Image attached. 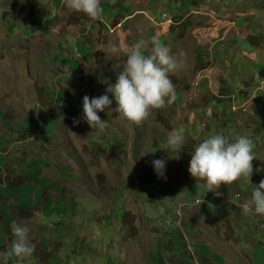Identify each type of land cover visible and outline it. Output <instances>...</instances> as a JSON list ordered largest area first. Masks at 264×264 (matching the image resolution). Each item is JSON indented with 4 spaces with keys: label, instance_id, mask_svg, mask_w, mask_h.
I'll list each match as a JSON object with an SVG mask.
<instances>
[{
    "label": "rangeland",
    "instance_id": "374dc122",
    "mask_svg": "<svg viewBox=\"0 0 264 264\" xmlns=\"http://www.w3.org/2000/svg\"><path fill=\"white\" fill-rule=\"evenodd\" d=\"M101 6L104 20L92 21L65 0H0V252L10 249L17 223L28 227L34 246L31 257L7 264H264L258 214L244 215L239 195L226 196L232 212L225 224L224 184L209 188L187 170L191 151L209 134L237 136L226 118L207 124L197 114L217 103L218 88L242 90L231 79L253 74L255 107L264 109V0H101ZM153 37L185 53L184 65L168 74L174 97L139 123L113 104L98 113L105 127L91 129L82 97L115 83L137 40L151 54ZM240 97L239 117L246 112L240 108L248 109ZM176 128L185 137L179 159L166 143ZM263 129L264 120L257 121L250 183L236 180L241 195L263 173ZM28 145H35L38 165L25 163L24 182L5 190L6 168L15 162L2 157L23 154L20 146ZM154 159L166 161V178H157ZM31 167L39 176L30 175ZM30 199L36 213L21 219ZM247 224L255 229L244 240Z\"/></svg>",
    "mask_w": 264,
    "mask_h": 264
},
{
    "label": "clouds",
    "instance_id": "9594fccd",
    "mask_svg": "<svg viewBox=\"0 0 264 264\" xmlns=\"http://www.w3.org/2000/svg\"><path fill=\"white\" fill-rule=\"evenodd\" d=\"M65 4L92 21L104 20L101 0H65ZM151 43V54L146 55V42L143 39L134 42L115 83L108 84L105 92L99 96L82 97V118L91 129L105 127L98 113L113 104L124 118L139 123L150 115L151 110L163 107L165 98L170 101L174 97V86L168 74L184 65L185 53L182 49L173 53L155 37ZM116 50L114 47L113 51ZM78 123L79 120L74 118L73 124ZM184 140L182 129L176 128L168 133L166 143L174 153L172 157L179 159ZM253 158L250 134L244 133L229 139L220 132H214L195 145L187 170L192 177L203 178L209 188L229 184L240 178H246L250 183ZM151 166L157 178H166L164 159L152 160ZM240 207L244 215H264V179L252 188L250 201L242 203ZM11 231L14 239L9 250L0 252V264H7L10 257H31L34 252V246L28 239V227L17 223Z\"/></svg>",
    "mask_w": 264,
    "mask_h": 264
},
{
    "label": "crops",
    "instance_id": "0c3cea01",
    "mask_svg": "<svg viewBox=\"0 0 264 264\" xmlns=\"http://www.w3.org/2000/svg\"><path fill=\"white\" fill-rule=\"evenodd\" d=\"M132 14H128L126 17L127 18H132ZM176 21V20H175ZM120 27H121V24L122 22H118ZM108 26V24H107ZM119 26L117 27H112L113 30H116L118 28H120ZM252 78L250 79H246V80H242L240 83L236 82L234 80V78L231 79L230 81V85L233 87L237 86V84H240L239 85V88H242V90H239V91H236V92H223L222 89L220 90L218 88V90H216L213 94H214V97L217 98V103H215V101H213V105L212 106H207V107H203L201 110H198L197 114H202L203 116V121H205L207 124L209 121H217L219 119H224L226 118L227 119V124L229 125V127L231 126L230 124L232 123L233 126H234V129L236 130L235 134L236 135H241V134H244V133H248L252 136L256 135L258 130H257V121H263L264 120V109L263 107H255V102H254V96H255V92H256V89L259 87V85H255L254 83H250L249 81L253 82L256 80H258L257 78H255V76L252 74L251 75ZM261 81V80H260ZM259 81V82H260ZM263 88V86H262ZM224 89V88H223ZM238 90V88H237ZM238 94H241V101H240V104L243 105L245 104L246 107L248 109L245 108V111L244 112L245 114H243L241 117H239L238 115L234 114V109H235V98L238 96ZM260 95H262V93H259ZM177 97H180V91L178 92V95H176ZM227 106V108H223L224 106ZM261 105L264 106V99H262L261 101ZM220 107L222 108L221 110V113L223 112V117L221 116L222 114L220 113ZM232 108V109H231ZM227 110V111H226ZM240 110L242 111V109L240 108ZM239 111V110H238ZM240 112V111H239ZM243 112V111H242ZM255 115V118H253V116ZM256 119V123L253 122L255 121ZM205 123V125H206ZM234 123H237V125L241 126V127H236L237 125H234ZM259 127V125H258ZM243 129L242 132H239L238 130L240 129ZM18 131H21V130H18ZM24 131V130H22ZM31 131H33V129H31ZM264 132V129L261 131V133L263 134ZM222 133L225 135V136H228L230 135V131L229 130H226V131H222ZM232 134V133H231ZM4 140V138H2V140L0 141V143H2ZM22 142L24 140H21ZM37 141V140H36ZM21 142V143H22ZM262 145H264V142L262 143ZM35 145H28V146H20L21 149L23 148L25 153L23 154H19L20 157H21V160L19 159V155H11V156H7L9 157V159L7 160V157H2V159L4 158L7 162L9 160H12L13 162H15L13 166H8V168H6L8 171V174L5 173V175H8V178L5 180V183H6V188H11L12 185L16 184V183H19V185H21L24 180L26 178H23L22 176L24 175H28V173L26 172H29L28 171V168L30 165L35 164V161L32 159V158H37L38 157V154L37 151H33V147ZM28 147H31L32 150H29ZM8 151H6L5 155L7 154ZM27 163L29 164V166H27V168L24 166V164ZM35 165H38L35 164ZM259 165L260 166H264V150L262 152V156L259 158ZM6 167V166H5ZM16 168V169H15ZM15 171H13V170ZM263 170V173L261 175L257 174L255 172V175L257 174L258 176L256 177L255 181H261L263 178H264V169ZM26 173V174H24ZM39 173H40V169L39 167H31V170H30V175L31 176H39ZM253 177H254V174H253ZM47 183L49 184V182L47 181ZM259 184V183H258ZM257 184V185H258ZM237 185V186H236ZM225 186V189H227V192H221L222 193V198L224 200L227 201V205L225 206V210L222 212V217H223V221L224 223L226 224L227 223V220L230 219V216L228 214H230L232 211L229 209H227L228 207H230L232 205V203L229 201V199H231L232 195L234 194H237L239 195V199L241 200L240 202H247L251 199V192H249L248 195H246V193L244 192L242 195L239 191V189L237 188L238 187V183L237 181H233L229 184H224ZM255 186V185H254ZM252 186V188L254 187ZM216 193V192H214ZM218 194V193H217ZM215 195V194H214ZM226 196L229 197V199L226 198ZM38 201V200H37ZM33 199H30V203L27 204V208H29V206H31L28 211H25L23 209V212L20 216L21 219H25L26 220V216L29 214H35L36 212L32 213L34 210L32 208V205H33ZM32 203V204H31ZM4 205V204H3ZM20 210V209H19ZM242 211V210H241ZM237 214V212H235ZM258 216V221L259 223L261 224L262 223V226L259 227L258 231L259 232H263L264 230V219H262L264 217V215H257ZM18 217H14V219H16ZM16 222V221H15ZM253 225L251 224H247L246 225V229L245 231L243 230L240 235H241V239H244L242 237V234L245 233L246 235H249V230L250 228L252 227ZM254 231V226L252 228ZM199 237V236H198ZM200 238V237H199ZM249 238H252L250 235H249ZM253 239V238H252ZM244 240L241 241L244 242ZM258 246V244H256Z\"/></svg>",
    "mask_w": 264,
    "mask_h": 264
},
{
    "label": "built area",
    "instance_id": "2783aa9c",
    "mask_svg": "<svg viewBox=\"0 0 264 264\" xmlns=\"http://www.w3.org/2000/svg\"><path fill=\"white\" fill-rule=\"evenodd\" d=\"M243 111H245V108H242Z\"/></svg>",
    "mask_w": 264,
    "mask_h": 264
}]
</instances>
